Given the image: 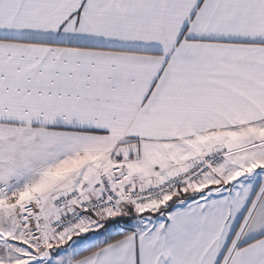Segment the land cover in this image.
<instances>
[{"label": "snow or ice", "instance_id": "6c2138e0", "mask_svg": "<svg viewBox=\"0 0 264 264\" xmlns=\"http://www.w3.org/2000/svg\"><path fill=\"white\" fill-rule=\"evenodd\" d=\"M0 264H264V0H0Z\"/></svg>", "mask_w": 264, "mask_h": 264}]
</instances>
